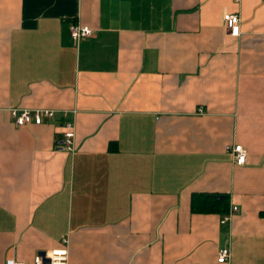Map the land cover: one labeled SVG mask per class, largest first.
<instances>
[{
  "label": "crops",
  "instance_id": "crops-1",
  "mask_svg": "<svg viewBox=\"0 0 264 264\" xmlns=\"http://www.w3.org/2000/svg\"><path fill=\"white\" fill-rule=\"evenodd\" d=\"M64 240L71 264H264V0H0V264Z\"/></svg>",
  "mask_w": 264,
  "mask_h": 264
},
{
  "label": "built area",
  "instance_id": "built-area-1",
  "mask_svg": "<svg viewBox=\"0 0 264 264\" xmlns=\"http://www.w3.org/2000/svg\"><path fill=\"white\" fill-rule=\"evenodd\" d=\"M240 23L241 18L236 13H227L224 15V26L226 33L232 37H238L240 35ZM69 34L75 43H78L82 38L89 37L93 34L92 29L87 25L79 23H72L69 25ZM54 111L52 110H27V109H11L10 115L15 119L17 126H25L32 122L39 124L42 122L43 117H53ZM63 140L62 149L65 152L72 154L74 152V137L75 127L71 121H65L63 123ZM233 159L238 165H242L246 162V151L240 145L234 146L231 149ZM236 207H230L229 212L223 216L221 223L228 221L234 213H237ZM67 240L63 241V246L60 249L39 253L34 256L31 262L21 263L14 260L7 261L6 264H71L69 262V251L67 246ZM229 250L226 248L220 249L217 255L218 263H225L229 259Z\"/></svg>",
  "mask_w": 264,
  "mask_h": 264
},
{
  "label": "trees",
  "instance_id": "trees-1",
  "mask_svg": "<svg viewBox=\"0 0 264 264\" xmlns=\"http://www.w3.org/2000/svg\"><path fill=\"white\" fill-rule=\"evenodd\" d=\"M191 211L194 213H220L224 215L229 211V204L224 196L195 194L191 200Z\"/></svg>",
  "mask_w": 264,
  "mask_h": 264
}]
</instances>
